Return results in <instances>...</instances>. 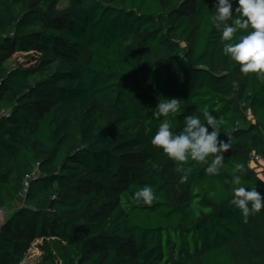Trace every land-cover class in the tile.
I'll return each mask as SVG.
<instances>
[{
	"label": "trees",
	"instance_id": "16d2710c",
	"mask_svg": "<svg viewBox=\"0 0 264 264\" xmlns=\"http://www.w3.org/2000/svg\"><path fill=\"white\" fill-rule=\"evenodd\" d=\"M214 5L0 0V211L22 202L0 228V264L34 247L40 264H264V209L245 220L230 203L237 174L264 197L251 166L264 159V77L222 54ZM164 98L181 100L174 131L187 115L206 122L205 107L218 118L232 145L219 175L189 160L182 183L151 144ZM145 185L151 204L134 199Z\"/></svg>",
	"mask_w": 264,
	"mask_h": 264
},
{
	"label": "clouds",
	"instance_id": "9594fccd",
	"mask_svg": "<svg viewBox=\"0 0 264 264\" xmlns=\"http://www.w3.org/2000/svg\"><path fill=\"white\" fill-rule=\"evenodd\" d=\"M235 14L233 13V6ZM210 22L219 32L223 44L222 54L239 65L243 74L254 73L264 77V0H215ZM237 33H246L237 36ZM181 111V100L177 98L160 99L153 116L164 117L151 138V144L163 151L171 160L181 165L178 171L184 174L181 182L188 180L192 169L184 167L189 160L207 165V175H219L223 167L224 154L232 147L231 137L227 132L228 142L218 139L220 125L218 118L205 107L202 110L204 121L196 114L187 115L183 127L174 131L175 125L168 119ZM209 128L212 130L209 131ZM243 164L234 165V173H241ZM230 203L241 211L247 220L264 209V197L256 187L245 188L241 185V175H233ZM155 193L150 185H145L134 192L137 203L151 204Z\"/></svg>",
	"mask_w": 264,
	"mask_h": 264
},
{
	"label": "crops",
	"instance_id": "0c3cea01",
	"mask_svg": "<svg viewBox=\"0 0 264 264\" xmlns=\"http://www.w3.org/2000/svg\"><path fill=\"white\" fill-rule=\"evenodd\" d=\"M18 202L20 203L19 205ZM21 204L22 202L20 201L14 202L9 208L4 210V216H9L13 212V210L18 208ZM40 255L41 251L37 247H34L30 250L29 254L25 257L21 264H40Z\"/></svg>",
	"mask_w": 264,
	"mask_h": 264
},
{
	"label": "rangeland",
	"instance_id": "374dc122",
	"mask_svg": "<svg viewBox=\"0 0 264 264\" xmlns=\"http://www.w3.org/2000/svg\"><path fill=\"white\" fill-rule=\"evenodd\" d=\"M248 114H249V116H250V118H252L253 119V117H252V114L250 113V111L248 112ZM257 156H260V155H257ZM261 157V156H260ZM251 166L253 167V168H255L258 172H259V175L261 176V177H264V159H262V157H261V159L260 160H256V159H253V157H252V159H251ZM21 202V201H20ZM20 203L18 202V205H19ZM5 215V214H4ZM5 217V216H4ZM5 219V218H4ZM1 221V220H0ZM4 222V221H3Z\"/></svg>",
	"mask_w": 264,
	"mask_h": 264
},
{
	"label": "built area",
	"instance_id": "2783aa9c",
	"mask_svg": "<svg viewBox=\"0 0 264 264\" xmlns=\"http://www.w3.org/2000/svg\"><path fill=\"white\" fill-rule=\"evenodd\" d=\"M0 114L2 115V114H4V112H0ZM253 159H256V160H260L261 159V157L260 156H257V155H254L253 156ZM36 174V170H35V172H33V174H29V175H27V177H26V181H25V189H24V192H26L27 191V188H28V186H29V180L34 176ZM0 228H1V226H2V224H3V221H4V210H1L0 211Z\"/></svg>",
	"mask_w": 264,
	"mask_h": 264
}]
</instances>
